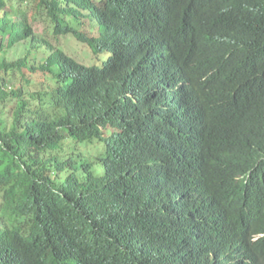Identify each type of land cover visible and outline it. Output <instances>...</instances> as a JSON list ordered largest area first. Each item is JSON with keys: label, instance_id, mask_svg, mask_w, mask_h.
Segmentation results:
<instances>
[{"label": "trees", "instance_id": "trees-1", "mask_svg": "<svg viewBox=\"0 0 264 264\" xmlns=\"http://www.w3.org/2000/svg\"><path fill=\"white\" fill-rule=\"evenodd\" d=\"M0 264H264V0H0Z\"/></svg>", "mask_w": 264, "mask_h": 264}, {"label": "rangeland", "instance_id": "rangeland-1", "mask_svg": "<svg viewBox=\"0 0 264 264\" xmlns=\"http://www.w3.org/2000/svg\"><path fill=\"white\" fill-rule=\"evenodd\" d=\"M72 39L67 36L66 38H62L60 40V46L65 49L69 54H78L79 58L83 62L91 63V54L87 52V50L82 45H76ZM24 54V50L21 46H18L8 52V58L10 60H16L17 58L21 57ZM92 148V146H91ZM90 149V147H89ZM100 146H98L95 150H100Z\"/></svg>", "mask_w": 264, "mask_h": 264}]
</instances>
